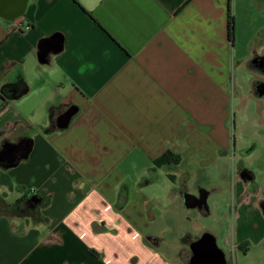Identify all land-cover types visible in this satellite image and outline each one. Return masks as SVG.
<instances>
[{
	"label": "crops",
	"instance_id": "0c3cea01",
	"mask_svg": "<svg viewBox=\"0 0 264 264\" xmlns=\"http://www.w3.org/2000/svg\"><path fill=\"white\" fill-rule=\"evenodd\" d=\"M239 5L264 0H0V199L48 200L37 220L0 214V264H188L235 83L253 72L264 94V26L238 29ZM167 149L180 162L154 166ZM258 164L252 190V171L230 175L224 264L239 248L264 264Z\"/></svg>",
	"mask_w": 264,
	"mask_h": 264
},
{
	"label": "rangeland",
	"instance_id": "374dc122",
	"mask_svg": "<svg viewBox=\"0 0 264 264\" xmlns=\"http://www.w3.org/2000/svg\"><path fill=\"white\" fill-rule=\"evenodd\" d=\"M232 18L235 33L234 15H232ZM236 25L238 29L244 28L247 31L264 26V5H239V18ZM252 74L253 72L251 73L250 71L248 73L245 72L243 82L235 83V86L239 89V94L232 100V113L228 124L230 131L229 148L225 152L224 150L222 152L218 151L216 161L200 169V174L203 176H201L203 184L206 183L204 182L206 179H210L220 188L211 192L207 200L211 214H206L204 217L199 216V218L194 220H187L185 222L186 228L184 227L185 229L182 232L183 235L189 233L194 237L197 234L200 236L202 233L210 231L217 237L215 240L216 246L222 250L224 256L225 254L228 256L230 253V245L223 242L228 239L223 235L226 232L223 223L228 217L227 212L231 201L230 175L239 174L241 171H252L255 176L251 180L252 187L249 188V184H247V189L252 190L255 188L257 182L258 160H264V94L260 96L255 95L254 93H257L255 89L254 93L251 92ZM262 87V85H259L260 89ZM202 157H204L203 154ZM206 176L207 178H204ZM13 208V204L5 203L0 199V214H6L11 218L19 216L14 212ZM23 208V211L29 213V216L34 220L39 219L38 214L35 213V207L23 205ZM220 210L223 212L220 213ZM200 226H203V228L199 231L196 230ZM181 231L182 229H180ZM173 232H175V229ZM185 241V239L174 240L168 247L171 251L173 248L179 249L183 247ZM185 248L190 249L188 244H186ZM259 253L260 249L256 248L251 250L248 256L244 258L239 248V250L233 251V258H235V254L237 258L241 259L242 264H248ZM187 254L189 253L186 251L185 255L187 256Z\"/></svg>",
	"mask_w": 264,
	"mask_h": 264
},
{
	"label": "trees",
	"instance_id": "16d2710c",
	"mask_svg": "<svg viewBox=\"0 0 264 264\" xmlns=\"http://www.w3.org/2000/svg\"><path fill=\"white\" fill-rule=\"evenodd\" d=\"M77 2L78 0H74ZM227 27H228V36L230 41L234 40V25H233V18L230 11V8H228V17H227ZM181 160V156L177 153L172 152L171 150L167 149L161 156L153 160V165L156 167L161 166H169V165H177ZM48 203V200L46 198H41L36 195H31L30 197H23L17 202L13 204L14 212L17 215H29V213L24 212L23 205H26L28 207H35V213L39 216V209L41 207L46 206Z\"/></svg>",
	"mask_w": 264,
	"mask_h": 264
},
{
	"label": "water",
	"instance_id": "95a60500",
	"mask_svg": "<svg viewBox=\"0 0 264 264\" xmlns=\"http://www.w3.org/2000/svg\"><path fill=\"white\" fill-rule=\"evenodd\" d=\"M70 115V114H69ZM12 162L8 163L6 166H10ZM204 243H209V250L205 255V259L209 258L210 264H224L225 263V257L224 253L222 252L221 249H219L216 246L215 238L209 234V233H203L197 240L193 241L189 248L196 256L197 258L200 257L199 248L204 244ZM204 257V256H203ZM206 264V262H200V264Z\"/></svg>",
	"mask_w": 264,
	"mask_h": 264
},
{
	"label": "flooded vegetation",
	"instance_id": "af4514ba",
	"mask_svg": "<svg viewBox=\"0 0 264 264\" xmlns=\"http://www.w3.org/2000/svg\"><path fill=\"white\" fill-rule=\"evenodd\" d=\"M264 83V82H263ZM263 88H264V84H263ZM202 202V196L199 200H197L198 204H201ZM209 250V243H204L200 248H199V254L200 257L197 258V260L195 259L196 256H194V254L191 252H189V259H188V264H200V262H206V264H210L209 258L205 259V255ZM204 256V257H203ZM202 264V263H201Z\"/></svg>",
	"mask_w": 264,
	"mask_h": 264
},
{
	"label": "clouds",
	"instance_id": "9594fccd",
	"mask_svg": "<svg viewBox=\"0 0 264 264\" xmlns=\"http://www.w3.org/2000/svg\"><path fill=\"white\" fill-rule=\"evenodd\" d=\"M89 67L91 68L93 66L92 65H89ZM83 70H84L83 68L80 69L81 73L83 72ZM33 191H35V189H33Z\"/></svg>",
	"mask_w": 264,
	"mask_h": 264
},
{
	"label": "built area",
	"instance_id": "2783aa9c",
	"mask_svg": "<svg viewBox=\"0 0 264 264\" xmlns=\"http://www.w3.org/2000/svg\"><path fill=\"white\" fill-rule=\"evenodd\" d=\"M25 28H28V25H25Z\"/></svg>",
	"mask_w": 264,
	"mask_h": 264
}]
</instances>
